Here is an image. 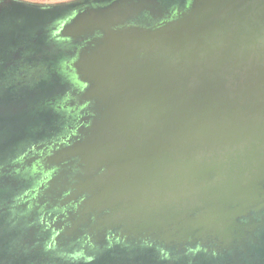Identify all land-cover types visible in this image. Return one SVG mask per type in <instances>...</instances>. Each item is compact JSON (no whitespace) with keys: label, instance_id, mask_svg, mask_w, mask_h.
<instances>
[{"label":"water","instance_id":"95a60500","mask_svg":"<svg viewBox=\"0 0 264 264\" xmlns=\"http://www.w3.org/2000/svg\"><path fill=\"white\" fill-rule=\"evenodd\" d=\"M9 2L0 45L29 44L48 70L0 121L12 255L41 243L34 223L53 211L56 244L84 241L82 256L133 245L255 259L264 0H99L49 17Z\"/></svg>","mask_w":264,"mask_h":264},{"label":"flooded vegetation","instance_id":"af4514ba","mask_svg":"<svg viewBox=\"0 0 264 264\" xmlns=\"http://www.w3.org/2000/svg\"><path fill=\"white\" fill-rule=\"evenodd\" d=\"M5 66H2V70H4ZM48 73L47 67L43 70L42 74H39L36 77L35 81L32 82L31 91H35L38 89V80L41 77H44ZM0 121L6 120L9 116V108L11 102L9 101V91L8 87L5 86L4 80L2 85L0 86ZM22 100V99H20ZM55 212H49L50 217L41 216L35 221L34 229L40 228L43 233L40 234L41 239L40 242H36L34 246L24 248H17L16 257L13 256V251L10 248V244L8 241V235L5 230L4 225L8 223V218L5 215H1L0 219L2 220V229L0 230V264H185L184 261L180 259L174 258H165V259H140L137 256V252L134 250L133 245H127L124 247L113 248L111 245L104 251H101L99 254L94 252H90L89 255L82 256L80 255L86 246L84 241L78 244L75 248H66L59 247L55 239L61 236V232L52 225L60 221V217L56 216L53 218ZM48 214V213H46ZM52 218V220H51ZM249 221V218H243L242 221ZM254 221L260 223L262 226L258 229V231L254 234L255 239L258 240V245L253 246L249 244L248 248L255 249L254 252L257 253L255 259L249 260H240L236 259V251L235 249H229L225 251V256L221 259L216 258L215 253L212 251L208 254L211 255V262L206 264H264V213L260 214L258 218L254 219ZM110 236L113 233H108ZM152 253V250H150ZM155 252V251H153ZM167 252V251H166ZM250 253H254L252 250ZM25 253H33L32 255H40L42 259H36L31 261H24ZM167 254V253H166ZM191 264H202L199 262L200 260H204V258L195 259L193 256H188ZM207 260V259H205Z\"/></svg>","mask_w":264,"mask_h":264},{"label":"trees","instance_id":"16d2710c","mask_svg":"<svg viewBox=\"0 0 264 264\" xmlns=\"http://www.w3.org/2000/svg\"><path fill=\"white\" fill-rule=\"evenodd\" d=\"M14 2L17 4H21L26 7V13L30 12H42L44 16L49 17L52 15V11L54 10V14L58 13L59 10H65L67 8H73L90 3H96L99 0H74L68 3H60V4H38L31 1L25 0H0V7L3 11V17L6 16V13L11 9L12 4L9 2ZM2 29H4V25H0ZM29 44L20 43L17 46L7 47L6 45H0V86L5 83V86L8 87L9 96L16 97L17 100L21 99L22 96L31 91L32 82H34L36 77L39 74H42L45 66L39 60H31L29 56L31 54L30 48H26ZM30 47V46H29ZM19 53V57L16 59H8L11 53ZM4 70H2V66H5ZM1 95V91H0ZM155 251V252H153ZM182 251V250H181ZM181 251L169 250L166 252L164 249L159 247L152 249V253L149 251L146 255L137 256L142 260L144 259H165V258H174L180 259L185 262V264H191L190 259L183 253H179ZM167 253V254H166ZM211 255H204V260H200L202 264H206L211 262ZM216 256V255H215ZM207 259V260H205Z\"/></svg>","mask_w":264,"mask_h":264},{"label":"rangeland","instance_id":"374dc122","mask_svg":"<svg viewBox=\"0 0 264 264\" xmlns=\"http://www.w3.org/2000/svg\"><path fill=\"white\" fill-rule=\"evenodd\" d=\"M31 1L38 4H60V3H68L74 0H25Z\"/></svg>","mask_w":264,"mask_h":264}]
</instances>
